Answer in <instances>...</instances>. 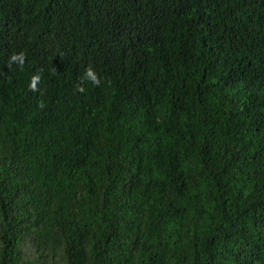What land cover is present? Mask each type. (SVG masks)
Masks as SVG:
<instances>
[{
    "label": "trees",
    "instance_id": "obj_1",
    "mask_svg": "<svg viewBox=\"0 0 264 264\" xmlns=\"http://www.w3.org/2000/svg\"><path fill=\"white\" fill-rule=\"evenodd\" d=\"M0 264H264V0H0Z\"/></svg>",
    "mask_w": 264,
    "mask_h": 264
},
{
    "label": "clouds",
    "instance_id": "obj_2",
    "mask_svg": "<svg viewBox=\"0 0 264 264\" xmlns=\"http://www.w3.org/2000/svg\"><path fill=\"white\" fill-rule=\"evenodd\" d=\"M16 60H19L21 65H22L23 64V60H24V55L21 54L20 56H16L14 54L13 57H12V61H16ZM85 71H86V78L90 79L95 85L98 86L99 83H100V79L103 78L102 73L99 72V73L96 74L92 67L87 68ZM38 80H39L38 76L37 77H33V84L31 85V87L33 89H35V82L38 81ZM79 91L83 92L84 91L83 87H81L79 89Z\"/></svg>",
    "mask_w": 264,
    "mask_h": 264
}]
</instances>
